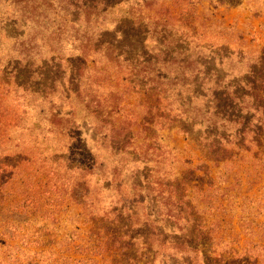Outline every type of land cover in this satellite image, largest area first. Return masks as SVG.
<instances>
[{
    "label": "rangeland",
    "instance_id": "374dc122",
    "mask_svg": "<svg viewBox=\"0 0 264 264\" xmlns=\"http://www.w3.org/2000/svg\"><path fill=\"white\" fill-rule=\"evenodd\" d=\"M263 88L264 0H0V264H264Z\"/></svg>",
    "mask_w": 264,
    "mask_h": 264
},
{
    "label": "trees",
    "instance_id": "16d2710c",
    "mask_svg": "<svg viewBox=\"0 0 264 264\" xmlns=\"http://www.w3.org/2000/svg\"><path fill=\"white\" fill-rule=\"evenodd\" d=\"M196 64H197V66H198V68H201L200 69V71H198L199 69H197V67L195 68L194 67V72H195V74H198V72H202V74L204 73L203 72V69H202V65H203V62L201 61V62H199V61H196ZM152 84H154V83H149V87L146 89V91H149L150 90V95L151 96H156V94L158 93V92H156V90L154 89V87H151L152 86ZM256 88V87H255ZM254 87H253V89H255ZM256 91V95H257V90H255ZM263 91H264V88H263ZM226 93V97H225V101H228V104H227V102H225L226 104H222V111L224 110V108L226 107V112H225V115L224 116H226V114H227V111L229 110V117L230 116H234V118L235 119H229V117H227V120H230V121H232V122H234V123H237V125H238V128H237V130L235 129L234 130V133L237 135V134H239V136H240V141L242 142V141H244V139H245V132H249V131H251L249 128H248V124H249V121L247 120V121H245V123H244V125L240 128V126H239V124H240V122L238 121V120H240L241 118H244V117H239L238 115H236L235 113H234V106H232V103H233V101H234V99H238L239 98V96H238V94H237V92H235V91H230V94L232 95L231 97H229L228 95V93L227 92H223L222 93V95H224ZM180 95H181V93H176V94H172V96H173V98H176V100H178L177 98H179L180 97ZM252 96L254 97L255 95H254V93H252ZM230 98V99H229ZM255 98V102H257V100H258V98L255 96L254 97ZM215 101L217 102H219L220 101V98H218V97H216V99H215ZM154 102H156V106H152L153 108H155L156 110H158L159 108L157 107V106H159V103H158V99H157V96H156V98H155V100H154ZM176 106V109H173V111H174V114L171 112H169V113H167L168 114V118L170 119V123H177L178 125V130L179 131H182V132H184V133H186V134H188L189 132H190V129H189V127H188V125L186 124V123H191V122H193V120L192 121H190V122H186V118H187V115H186V110L185 109H183V103L181 104V105H178V104H176L175 105ZM256 108H260L259 106H255ZM151 108V107H150ZM150 108H149V110H150ZM173 108V107H172ZM213 108H215V114L216 115H219L220 113V111H221V107L219 106V105H217V104H215L214 105V107ZM172 110V109H171ZM262 114H264V111H263V113ZM161 115H164L165 116V114H164V111H162L161 112ZM173 116V117H172ZM166 118H167V116H165ZM225 118V117H224ZM225 120V119H224ZM146 124H148V121H144ZM194 124H195V121L193 122ZM264 128V122L263 123H261V126L260 127H256V131H254V134L256 135V137L254 138V140H256V142H258L259 141V136H261V134H262V129ZM246 130V131H245ZM123 134L124 133H122V131H120V133H119V135H118V138L120 139V141L119 142H121L122 144H124L125 143V140H126V138H124V136H123ZM202 134V133H201ZM209 134H210V132L207 130V131H205L204 133H203V137L202 136H200L201 137V141H202V138H203V140H205V141H208V138H209ZM211 135V134H210ZM218 136V135H217ZM221 144V143H220ZM239 144L240 143H236L235 145L236 146H239ZM219 148L220 147H218V148H216L214 151H213V148H212V145H210L209 146V151H211V152H218L219 151ZM223 157V156H222ZM221 157V158H222ZM207 173H208V171H207V168L205 167L204 168V175H207ZM158 186H163V182L162 181H159L158 183ZM168 186H172V189H170V188H162L165 192H167L166 194H167V196H168V200H169V202H167V203H165V206H166V208L168 209V214H169V216H170V218L171 217H173V221L176 223V224H178V223H180V222H182L183 223V225L186 227L187 226V228H185V231H190V227L191 226H193V227H195L196 225H195V223L196 224H198V222H197V220L196 219H193V216H194V211H193V208L191 207V205L189 204V202H187L186 201V198H187V195L185 194V192H186V190L187 189H185V184H181V187H179L178 188V186L179 185H177V183L175 184V185H170V184H168ZM162 191V190H161ZM160 191V192H161ZM174 196H175V198H174ZM172 197V198H171ZM174 198V199H173ZM171 199H173V201H171ZM186 201V202H185ZM116 210L117 209H115V210H113V213H116ZM117 214V213H116ZM119 214L120 213H118L117 214V216L119 217ZM117 217V221L116 222H119L120 223V225L122 224V221L120 220V217L118 218ZM199 221V220H198ZM192 222V223H191ZM200 222V221H199ZM122 227V226H121ZM120 227V228H121ZM117 230H119V229H117ZM127 233L125 232L123 235H117L116 236V239L117 240H122V239H125V237L124 236H128V235H126ZM164 242V241H163ZM181 245H183V247H184V251H188V250H191V251H196V252H199V247H196V246H194V245H191L190 243H189V241H186V240H183L182 241V243H180ZM125 246H131V242L129 243V240H128V242L126 241L125 242Z\"/></svg>",
    "mask_w": 264,
    "mask_h": 264
}]
</instances>
